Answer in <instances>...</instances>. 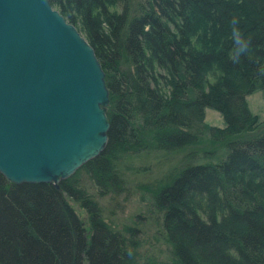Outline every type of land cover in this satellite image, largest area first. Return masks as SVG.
Instances as JSON below:
<instances>
[{
    "label": "trees",
    "instance_id": "obj_1",
    "mask_svg": "<svg viewBox=\"0 0 264 264\" xmlns=\"http://www.w3.org/2000/svg\"><path fill=\"white\" fill-rule=\"evenodd\" d=\"M49 2L105 73L107 143L59 189L0 174V264H264V128L245 101L264 89V0ZM234 17L250 41L238 63ZM206 107L221 113L224 128H197ZM205 135L224 149L217 162L195 160L191 149ZM185 151L151 191L170 261L137 259L79 177L119 193L136 158L146 164L153 155L169 167L166 160ZM70 202L85 210L87 227Z\"/></svg>",
    "mask_w": 264,
    "mask_h": 264
},
{
    "label": "water",
    "instance_id": "obj_2",
    "mask_svg": "<svg viewBox=\"0 0 264 264\" xmlns=\"http://www.w3.org/2000/svg\"><path fill=\"white\" fill-rule=\"evenodd\" d=\"M109 92L92 46L49 0H0V174L68 178L107 143Z\"/></svg>",
    "mask_w": 264,
    "mask_h": 264
},
{
    "label": "rangeland",
    "instance_id": "obj_3",
    "mask_svg": "<svg viewBox=\"0 0 264 264\" xmlns=\"http://www.w3.org/2000/svg\"><path fill=\"white\" fill-rule=\"evenodd\" d=\"M79 31V30H78ZM80 33V32H79ZM81 34V33H80ZM82 36V34H81ZM249 112L257 119L256 128H264V89L249 93L245 97ZM206 124L214 128L225 127L224 118L219 111L206 107L203 111V121L196 122L197 128ZM209 135L202 139L206 140ZM191 150H196L197 162H217L222 158L224 149L216 144L211 146L208 141ZM209 150H215L212 154ZM188 151L174 154L168 160L171 166L160 165L163 162L150 155L148 163L143 157H138L129 165L131 169L125 170L124 188L119 193H104L87 175L81 174L79 179L84 191L90 195L100 206L103 217L112 230L119 231L126 239L129 250L134 252L137 259H154L167 263L171 257V244L166 240V231L161 227V213L158 212L151 200V191L160 186L163 179L167 178L169 170L185 159ZM144 166H149L144 170ZM83 221L88 226L87 214L77 203L70 202Z\"/></svg>",
    "mask_w": 264,
    "mask_h": 264
},
{
    "label": "clouds",
    "instance_id": "obj_4",
    "mask_svg": "<svg viewBox=\"0 0 264 264\" xmlns=\"http://www.w3.org/2000/svg\"><path fill=\"white\" fill-rule=\"evenodd\" d=\"M231 24L233 25L232 29V37H233V46H234V56L231 58L234 63L239 62V57L242 55H245L250 47V41L246 40L239 27H238V21L234 17L231 21Z\"/></svg>",
    "mask_w": 264,
    "mask_h": 264
}]
</instances>
